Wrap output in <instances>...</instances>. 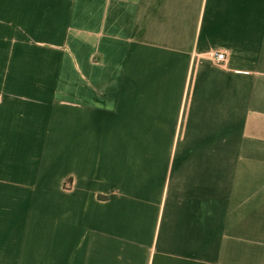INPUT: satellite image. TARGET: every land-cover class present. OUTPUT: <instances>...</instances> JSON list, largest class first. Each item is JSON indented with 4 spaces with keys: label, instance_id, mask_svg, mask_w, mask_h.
Instances as JSON below:
<instances>
[{
    "label": "crops",
    "instance_id": "crops-1",
    "mask_svg": "<svg viewBox=\"0 0 264 264\" xmlns=\"http://www.w3.org/2000/svg\"><path fill=\"white\" fill-rule=\"evenodd\" d=\"M0 264H264V0H0Z\"/></svg>",
    "mask_w": 264,
    "mask_h": 264
},
{
    "label": "built area",
    "instance_id": "built-area-1",
    "mask_svg": "<svg viewBox=\"0 0 264 264\" xmlns=\"http://www.w3.org/2000/svg\"><path fill=\"white\" fill-rule=\"evenodd\" d=\"M214 61L219 66H224L226 63L227 55L223 52H217L212 55Z\"/></svg>",
    "mask_w": 264,
    "mask_h": 264
}]
</instances>
